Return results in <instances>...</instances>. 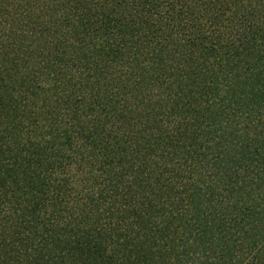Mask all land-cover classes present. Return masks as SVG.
Returning a JSON list of instances; mask_svg holds the SVG:
<instances>
[{"label": "trees", "instance_id": "trees-1", "mask_svg": "<svg viewBox=\"0 0 264 264\" xmlns=\"http://www.w3.org/2000/svg\"><path fill=\"white\" fill-rule=\"evenodd\" d=\"M0 264H264V0H0Z\"/></svg>", "mask_w": 264, "mask_h": 264}]
</instances>
